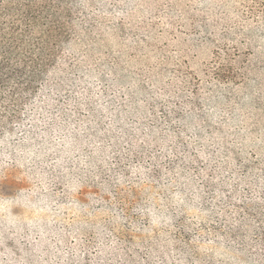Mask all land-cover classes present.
Returning <instances> with one entry per match:
<instances>
[{
	"label": "trees",
	"instance_id": "16d2710c",
	"mask_svg": "<svg viewBox=\"0 0 264 264\" xmlns=\"http://www.w3.org/2000/svg\"><path fill=\"white\" fill-rule=\"evenodd\" d=\"M23 13L1 34L0 264H264V0Z\"/></svg>",
	"mask_w": 264,
	"mask_h": 264
},
{
	"label": "rangeland",
	"instance_id": "374dc122",
	"mask_svg": "<svg viewBox=\"0 0 264 264\" xmlns=\"http://www.w3.org/2000/svg\"><path fill=\"white\" fill-rule=\"evenodd\" d=\"M45 0H0V61L3 59V51L6 45L1 43V34L8 32L10 27L19 23L24 27L27 23V16L23 13V8L29 5H40ZM9 67L14 65L13 60H9ZM11 83H4L0 86V117L3 111L9 109V103L11 102L9 95L11 93ZM5 115H9V112H5ZM1 120V118H0Z\"/></svg>",
	"mask_w": 264,
	"mask_h": 264
}]
</instances>
